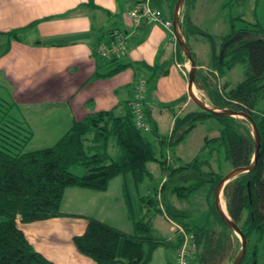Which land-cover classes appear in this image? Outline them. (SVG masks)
<instances>
[{"label":"trees","instance_id":"1","mask_svg":"<svg viewBox=\"0 0 264 264\" xmlns=\"http://www.w3.org/2000/svg\"><path fill=\"white\" fill-rule=\"evenodd\" d=\"M163 1L171 17L176 0H153V3L162 9ZM179 19L185 36L200 34L210 40L209 67L219 76L224 69L247 63L245 77L236 84L223 81L219 87L214 78L200 69H196L194 83L205 89L209 104L246 112L257 126L260 149L255 167L229 180L222 193L226 212L246 236V251L240 264H264V27L235 29L231 24V30L221 37L217 49L213 37L195 26L187 13L179 15ZM19 33V29L7 32L13 39H21ZM177 51L182 54L179 44ZM121 68L122 64L115 63L109 73ZM149 69V79L165 73L157 65ZM128 104L121 112L102 110L75 120L52 144L26 149L32 129L12 115V104L0 96V264H55L28 242L19 222L61 215L59 207L67 187L104 191L108 182L119 174L132 176L138 184L149 173L148 161L169 169L153 196H140L141 206L156 205L163 218L167 216L175 221L181 211L164 201L160 206L157 201V194L162 193L167 182H175L170 190L181 200L204 183L209 184L212 200L207 214L214 219L211 221L209 216L204 223L191 226L180 222L196 243V250L187 257L189 264H218L232 244L231 234L239 243L238 236L224 224L214 204V188L224 174L203 166H210L208 157L213 153L222 154L232 168L252 161L254 143L247 119L210 114L199 107L200 111L178 115L168 138H160V145L180 143L202 115L217 117L222 129L216 136L203 137L200 150L207 152L206 158L195 156L189 163L171 167L166 159L156 156L154 144L145 132L134 126ZM72 165L84 167L83 174L71 171ZM86 221L84 233L72 240L77 250L89 256L94 264H149L155 248L169 245L177 249L182 242L176 230L174 240L156 236L151 219L145 216L134 219L135 231L129 234L97 218L87 217ZM215 225L221 228L216 230Z\"/></svg>","mask_w":264,"mask_h":264},{"label":"crops","instance_id":"2","mask_svg":"<svg viewBox=\"0 0 264 264\" xmlns=\"http://www.w3.org/2000/svg\"><path fill=\"white\" fill-rule=\"evenodd\" d=\"M133 4L134 0H0V96L12 104V115L32 129V138H59L73 121L91 113L123 111L140 79H145L144 109L157 141L168 138L175 117L197 111L184 74L190 63L184 53L179 55L176 39L157 23L135 24L128 14ZM161 10L172 18L169 10ZM13 29L20 30L21 39L10 38L7 32ZM115 29L122 34L125 47L121 54L111 56L122 68L109 73L115 66L113 58L97 50ZM195 59L196 69L215 79L210 57ZM154 65L165 73L149 79V68ZM194 90L208 97L195 84ZM163 111H170L171 117L167 134L160 135L155 117ZM129 183L133 189L139 184L132 176L119 174L104 191L67 187L59 207L61 215L19 222V226L28 242L51 262L94 264L72 239L84 233L87 217L133 233ZM135 196L138 211L146 209L140 197L145 195L136 190Z\"/></svg>","mask_w":264,"mask_h":264},{"label":"rangeland","instance_id":"3","mask_svg":"<svg viewBox=\"0 0 264 264\" xmlns=\"http://www.w3.org/2000/svg\"><path fill=\"white\" fill-rule=\"evenodd\" d=\"M161 6L162 9H167L165 1L162 2ZM180 9V16L185 13V10L187 9V13L189 14V17L191 16L194 25L213 37L217 49L219 48L221 37L231 30V24L235 29H240V27L244 26H248L249 28H259V26L264 27V0H185ZM186 42L188 43V47L191 52L195 55V58L199 61L209 60L211 52L210 40L206 37V35L188 34ZM246 69L247 63H237L230 69H224L221 80H217L216 77L214 80L219 85H222V80L230 83L231 85L236 84L245 77ZM196 93L208 103V97L205 94L200 95L198 90ZM192 106L200 111V109L193 103ZM169 115L171 117L170 111H163L162 113H158L155 117L158 126L157 130H159L158 133L160 135H165L168 132L167 128L170 122V118L168 117ZM221 127L222 125L217 117L212 115H202L196 123V126H194L189 135L186 136V139L180 141L178 144H171L169 146L165 144L162 146L151 131L146 130L145 135L151 140V142H153L154 152L158 158L166 159V164L171 167H180L185 163H189L195 156H198L200 159L206 158L207 152L200 150L203 144V136H216L222 129ZM56 138L58 137L45 138L43 136L36 135L27 142L25 147L26 149L46 147ZM111 152H113V150H111ZM208 159V161H210V166H203L206 170H216L225 174L232 168L230 162L225 160L222 154L220 156L218 153H213V155L209 156ZM146 164L149 173L145 176L142 182H140L134 189L131 186V183L128 184L129 197L132 201L130 207L132 208L130 211V213H132L131 216H134V219H138L139 216L150 218L154 234L156 236L162 237L171 235L169 239L174 240V228L172 230L171 224H169L165 218H163L162 214L155 209L156 205H146L148 210L142 208L141 211H138L137 205L134 202V199L137 198L135 196L136 190H139V194L153 196L155 189H158L161 184L160 181L163 177L167 176L166 172L169 170L166 168V165L162 167L160 163H157L156 161H148ZM70 170L77 174H83L85 168L80 165H72ZM174 183V181H171V183L167 182L165 184L166 186L162 190V193L157 194V201L159 205L163 206L162 201H164L167 205L174 206V208L181 210L180 216H177L178 219L175 220L177 223L185 222L189 226L204 223L210 216L207 214L209 210L208 203L212 200V196H210L208 192L209 184L204 183V185L199 187V189L193 191L189 197L181 200L170 190ZM148 189L150 191L149 193H147ZM208 194L209 201L207 200ZM221 204L226 206L224 204L223 193L221 195ZM144 212L147 213L144 214ZM209 219L212 221L214 218L213 216H210ZM214 227L216 230L221 228L218 225H215ZM231 237L232 244L228 246L223 260L218 264H229L239 249L238 240H236L232 234ZM153 251L154 252L149 264H174V256L177 250L172 246H159Z\"/></svg>","mask_w":264,"mask_h":264},{"label":"water","instance_id":"4","mask_svg":"<svg viewBox=\"0 0 264 264\" xmlns=\"http://www.w3.org/2000/svg\"><path fill=\"white\" fill-rule=\"evenodd\" d=\"M185 0H176L173 5V11H172V18L173 21V31L175 34L176 42L179 44L182 53H184L186 59L190 63L189 66L186 68V78H187V85H188V96L190 97L191 101L199 108L205 110L208 113H213L215 115H227V116H235L239 118H246L249 126L251 127V136L253 137V143H254V154L252 156V161L247 164L246 166H236L228 170L222 178L218 181L217 185L214 188V204L216 205L219 214L222 217V220L226 226H228L236 236H238L239 239V250L234 255L232 261L229 264H240L242 257L244 256V253L246 251V236H244L243 232L239 228L238 225H236L235 221L228 215L226 212V206H224V209L222 208L223 204H221V195L222 190L226 186V183H228L229 180L235 178L237 175L246 173L247 171L252 170L256 163H257V157L259 154V147H260V137L257 130V126H255L253 119L251 115H249L246 112L238 111L231 109L229 107H219L215 106L213 104L207 103L201 96H198V94L194 90V82H195V72L197 65L195 63L196 59L191 52V50L188 47V43L185 41L184 32L182 31L181 27V20L179 19L180 14V8L183 5Z\"/></svg>","mask_w":264,"mask_h":264},{"label":"built area","instance_id":"5","mask_svg":"<svg viewBox=\"0 0 264 264\" xmlns=\"http://www.w3.org/2000/svg\"><path fill=\"white\" fill-rule=\"evenodd\" d=\"M128 14L135 24H138L141 21H147L149 23L153 22L161 25L175 40L173 21L165 15L163 10L154 5L153 0H134V4L130 8ZM111 37L112 38L109 43L99 45L97 50L99 55L110 58L111 56L121 54L124 50V39L122 34H120L117 29L111 32ZM178 65L181 67L180 64ZM216 75L215 77L217 78ZM145 88V79L138 80L134 85L133 97L128 104L132 113L134 126L144 132L149 129L146 112L145 109H143ZM165 218L168 219L172 229L174 228V230L181 235L182 239L181 244L176 249L177 251L174 257V264H189L187 257L191 252L196 250V243L193 241L192 235L173 219L171 220L167 216Z\"/></svg>","mask_w":264,"mask_h":264},{"label":"bare ground","instance_id":"6","mask_svg":"<svg viewBox=\"0 0 264 264\" xmlns=\"http://www.w3.org/2000/svg\"><path fill=\"white\" fill-rule=\"evenodd\" d=\"M222 208L224 209V205L222 206Z\"/></svg>","mask_w":264,"mask_h":264}]
</instances>
